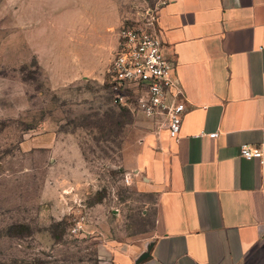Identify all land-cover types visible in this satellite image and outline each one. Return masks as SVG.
Segmentation results:
<instances>
[{"label":"rangeland","instance_id":"obj_1","mask_svg":"<svg viewBox=\"0 0 264 264\" xmlns=\"http://www.w3.org/2000/svg\"><path fill=\"white\" fill-rule=\"evenodd\" d=\"M160 1L117 0L115 15V0H0V263L98 264L105 241L143 245L157 199L145 159L161 154L162 124L112 101L107 70L123 21ZM111 23L103 70L60 62Z\"/></svg>","mask_w":264,"mask_h":264},{"label":"crops","instance_id":"obj_2","mask_svg":"<svg viewBox=\"0 0 264 264\" xmlns=\"http://www.w3.org/2000/svg\"><path fill=\"white\" fill-rule=\"evenodd\" d=\"M113 26L95 41L84 34L60 62L83 76L103 70ZM156 32L186 104L180 139L162 125L161 154L146 156V189L157 199L143 245L105 241L98 264H264V156L241 153H264V0H164ZM118 43L119 33L115 51Z\"/></svg>","mask_w":264,"mask_h":264},{"label":"built area","instance_id":"obj_3","mask_svg":"<svg viewBox=\"0 0 264 264\" xmlns=\"http://www.w3.org/2000/svg\"><path fill=\"white\" fill-rule=\"evenodd\" d=\"M163 1L148 5L136 18L123 21L108 78L117 105H129L146 118L159 121L167 127L170 137L179 141L186 104L174 76V61L164 53L156 32L158 9ZM241 153L249 159L264 156L261 148L249 145H243Z\"/></svg>","mask_w":264,"mask_h":264},{"label":"trees","instance_id":"obj_4","mask_svg":"<svg viewBox=\"0 0 264 264\" xmlns=\"http://www.w3.org/2000/svg\"><path fill=\"white\" fill-rule=\"evenodd\" d=\"M108 88L110 90V86L108 85ZM110 94H111V91H110ZM111 99L113 101V97H112V94H111ZM120 108H125L129 111H131V107L129 105H118ZM133 111V110H132ZM96 115V114H95ZM98 202H101L98 201ZM65 221L66 223H68L69 221L68 220H63ZM18 229V230H17ZM30 231L29 227L27 225H13L12 227H10L9 229V232L12 234V233H20V234H25L26 232ZM0 264H40V261H36V260H33V261H27V260H24V259H13L11 260L10 262H3V263H0Z\"/></svg>","mask_w":264,"mask_h":264},{"label":"water","instance_id":"obj_5","mask_svg":"<svg viewBox=\"0 0 264 264\" xmlns=\"http://www.w3.org/2000/svg\"><path fill=\"white\" fill-rule=\"evenodd\" d=\"M150 250H151V246L149 245L147 247V250L144 251L136 260V263H140L141 261L145 260L146 258H148L150 256Z\"/></svg>","mask_w":264,"mask_h":264}]
</instances>
